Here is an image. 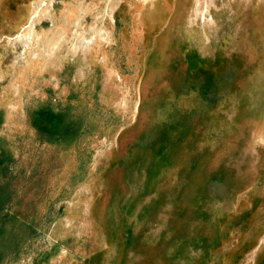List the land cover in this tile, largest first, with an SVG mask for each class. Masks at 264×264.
<instances>
[{
	"label": "rangeland",
	"instance_id": "1",
	"mask_svg": "<svg viewBox=\"0 0 264 264\" xmlns=\"http://www.w3.org/2000/svg\"><path fill=\"white\" fill-rule=\"evenodd\" d=\"M204 1L0 0V264H264V0Z\"/></svg>",
	"mask_w": 264,
	"mask_h": 264
},
{
	"label": "trees",
	"instance_id": "2",
	"mask_svg": "<svg viewBox=\"0 0 264 264\" xmlns=\"http://www.w3.org/2000/svg\"><path fill=\"white\" fill-rule=\"evenodd\" d=\"M35 125L40 135L47 136L49 139H60L65 134L69 135L70 130L74 127L72 120L67 118V113L63 110L55 111L49 105L41 106L34 112ZM6 155L0 153V166L4 169L9 165ZM9 181H1L0 183V211L5 208L7 203L12 197L13 191L9 187ZM7 215V214H6ZM8 215L6 219H8ZM5 217L0 219V259L13 250L16 246V241H13V225L7 223H13V218L7 221Z\"/></svg>",
	"mask_w": 264,
	"mask_h": 264
},
{
	"label": "bare ground",
	"instance_id": "3",
	"mask_svg": "<svg viewBox=\"0 0 264 264\" xmlns=\"http://www.w3.org/2000/svg\"><path fill=\"white\" fill-rule=\"evenodd\" d=\"M207 0H205L204 2H206ZM205 5L207 6L208 5V3H205ZM204 17H206V16H204Z\"/></svg>",
	"mask_w": 264,
	"mask_h": 264
}]
</instances>
